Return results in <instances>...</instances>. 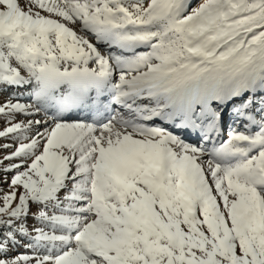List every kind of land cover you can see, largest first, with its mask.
Listing matches in <instances>:
<instances>
[{
  "label": "snow or ice",
  "instance_id": "1",
  "mask_svg": "<svg viewBox=\"0 0 264 264\" xmlns=\"http://www.w3.org/2000/svg\"><path fill=\"white\" fill-rule=\"evenodd\" d=\"M0 264H264V0H0Z\"/></svg>",
  "mask_w": 264,
  "mask_h": 264
},
{
  "label": "rangeland",
  "instance_id": "2",
  "mask_svg": "<svg viewBox=\"0 0 264 264\" xmlns=\"http://www.w3.org/2000/svg\"><path fill=\"white\" fill-rule=\"evenodd\" d=\"M229 115H230V114H229ZM229 120H231V119H229ZM229 124H231V122H230ZM21 251H23V249H21Z\"/></svg>",
  "mask_w": 264,
  "mask_h": 264
}]
</instances>
